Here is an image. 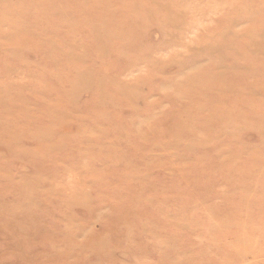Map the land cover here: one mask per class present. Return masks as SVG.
I'll use <instances>...</instances> for the list:
<instances>
[{
    "label": "rangeland",
    "instance_id": "obj_1",
    "mask_svg": "<svg viewBox=\"0 0 264 264\" xmlns=\"http://www.w3.org/2000/svg\"><path fill=\"white\" fill-rule=\"evenodd\" d=\"M263 4L0 0V264H264Z\"/></svg>",
    "mask_w": 264,
    "mask_h": 264
},
{
    "label": "bare ground",
    "instance_id": "obj_2",
    "mask_svg": "<svg viewBox=\"0 0 264 264\" xmlns=\"http://www.w3.org/2000/svg\"><path fill=\"white\" fill-rule=\"evenodd\" d=\"M249 1H250V0H249ZM246 4H247V3H246ZM253 4H254V3H253ZM250 5H251V4H250ZM263 5H264V4H263ZM263 5H262V6H263ZM247 11H248V10H247ZM244 12H246V11H244ZM257 12H258V11H257ZM255 13H256V12H255ZM257 14H258V13H257Z\"/></svg>",
    "mask_w": 264,
    "mask_h": 264
}]
</instances>
